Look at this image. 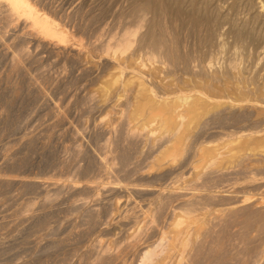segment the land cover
Returning <instances> with one entry per match:
<instances>
[{
    "label": "rangeland",
    "instance_id": "rangeland-1",
    "mask_svg": "<svg viewBox=\"0 0 264 264\" xmlns=\"http://www.w3.org/2000/svg\"><path fill=\"white\" fill-rule=\"evenodd\" d=\"M28 1L83 39L87 59L98 58L99 45L127 25V0ZM5 20L0 15V264H138L140 251L159 238L151 264H264V141L232 140L235 131L263 133L264 118L256 113L236 120L224 113L206 118L191 150L174 164L184 161L163 172L161 160L168 158L163 146L138 141L123 152L118 122H111V132L100 125L113 114L91 96L108 70L104 64L86 68L83 59L25 40L24 28ZM222 34L221 45L216 40L211 49V63L222 69L228 58L236 60L237 81L247 93H220L250 98L264 93L263 43L242 44ZM92 43H98L96 49ZM230 47L239 55L232 57ZM13 57H18L16 69ZM118 136L123 141L113 142ZM205 144L218 149L209 151ZM218 151L220 158L213 160ZM187 231L190 246L182 249L175 238ZM130 242L128 251L124 246Z\"/></svg>",
    "mask_w": 264,
    "mask_h": 264
},
{
    "label": "bare ground",
    "instance_id": "bare-ground-1",
    "mask_svg": "<svg viewBox=\"0 0 264 264\" xmlns=\"http://www.w3.org/2000/svg\"><path fill=\"white\" fill-rule=\"evenodd\" d=\"M0 15L1 18L6 19L14 29L18 28L19 25L24 28L20 34L24 39L28 37L27 39L32 40L36 44L48 48L51 51L66 52L67 55L69 53L71 54V57L75 56L78 60L83 59L86 68L89 67L93 69L98 67L101 63L104 64L108 70L106 69L107 71L104 74V78L102 77L103 80H101V83L93 90L94 92L92 93L91 91V96H96L98 99L96 97L95 98L99 100L101 105L104 107L107 106L108 109L110 108L113 114L109 111L112 115L109 117L107 116V118H101L99 120L100 125L106 131L111 132L113 128V126L110 125L111 122L113 120L118 122L116 127H119L118 131L120 130L119 132H121L120 135L122 136L120 138L125 141L122 145L123 152L126 150L128 151V149H135L138 141H144V143L146 142L150 147H155L156 149H161L163 146L162 152L164 155H168V158L161 160L162 162L160 161L163 172L172 169L180 159L184 161L183 159L185 158H180L174 164L176 157H179L180 154L182 155V152H189L191 150V141L194 139L195 134L199 133V130L205 126L204 123L206 118L210 117L212 119L213 116L218 117L223 113L230 115L233 120L240 119V117H247V115L251 114L255 115L253 113H256L258 117H261V119L264 118V93H260V95L256 94L258 96L252 98L248 97V95L247 97L241 95H233V97H231L232 95L229 96V94H227L228 92L226 95L220 93L222 90L225 92L231 91L233 94L247 93L245 91L247 89L243 87L244 85L241 86V84L237 81L239 74L236 71L239 70H237L238 65L236 64V60L233 61L232 58H228V62L226 61L227 64L223 62L226 64L224 67L220 65L222 69L218 66H213L214 64L212 63L214 61L210 60V55L214 52V50L211 49L212 47L215 49L217 46L216 40H218L217 38H219L221 33H223L222 35L226 34V36L229 34L231 38H234V40L242 44L246 41H252L251 43H253V41H261L264 49V0H127V6L124 14L127 19V21H125V23L127 22V25L125 24L126 26L124 25L123 28L121 26L120 31H117L110 39L106 41L104 39L105 42L103 43L100 42L102 44L99 45L101 51L98 53V58L93 56L91 59L86 58L88 56V50H85L87 47H85L86 45L85 41H82L83 39L81 40L68 33L65 27L57 26L58 24H56L52 18H50L45 12H41L35 8L28 0H0ZM224 25L228 30L227 32L223 31V29H226L223 27ZM220 39L218 40L219 44ZM97 44L98 43H92L90 45L91 50L92 48L96 49ZM222 47L220 46V54L222 53ZM231 51V55L238 52L235 48L233 50L231 49ZM19 52L20 54H23L25 50L20 48ZM216 52L218 54L217 50ZM228 52L226 49L224 53L227 55ZM98 54H96V56ZM233 55L232 57H234ZM228 56L230 57V54H228L227 57ZM15 58L13 57L11 59V65L15 67H13L14 69L18 67L16 61L18 57L16 59ZM263 70L262 72H264ZM185 86L189 87L185 88ZM245 86L247 87L246 84ZM258 87L259 86H257V88ZM251 92L249 93L251 94ZM252 94L255 95V91L252 92ZM261 119L257 120L261 121ZM253 125H256V123ZM101 126L99 128H102ZM263 127L259 129H263ZM250 129L251 128H249V130L235 131V133H232L234 134L233 138L232 136L230 138H232V140L234 139L235 142L238 143L248 141V143L251 142L253 144V142L259 140L261 142L264 141V131L263 133H260L261 130ZM218 133L220 132L218 131ZM119 136L118 138L115 137V141L111 138L112 141L116 142L118 139L119 142H122L123 140H120ZM111 139L109 138L107 141L111 142ZM230 140L231 139H229L228 142ZM107 141L104 142L105 145H108ZM202 141H205V139ZM214 145L205 144V148L207 150L214 148L218 149V145L217 147H214ZM235 145L237 144L235 143ZM103 148H105V146H103ZM222 152L218 151L213 153V158H211L213 160H217V158H220L219 155ZM123 155L124 153L122 154V157ZM122 157L120 156V158ZM123 159L125 160L124 157ZM124 160L120 159V161ZM160 174L162 175V173ZM155 175H159V173L157 172ZM176 192L174 191V193ZM178 194L179 193H177V196ZM155 220H157V217ZM181 221L182 220L179 221L180 225L183 223H181ZM177 222L175 223L176 228L178 226ZM181 226H179L177 230L181 228ZM184 228L185 227L181 229ZM181 229H179V233L183 231ZM187 233L189 232L187 231L186 235L184 233V235L177 236L175 238V240L180 243L179 247L182 249L185 247L187 248L189 245L188 242H190V240L188 241L189 238L187 237ZM158 240V242H161L160 238ZM158 242H154L150 246L147 244L148 247L146 245V248L140 251L137 262L138 264H151L154 261L153 257L156 256L154 253L160 244ZM137 244L134 246H137ZM131 247H133V242L127 243L124 246V248H127L128 251ZM177 249L180 250V248ZM178 254H181V252ZM178 257L181 256L179 255ZM157 260L155 262H157ZM176 261H178V259Z\"/></svg>",
    "mask_w": 264,
    "mask_h": 264
}]
</instances>
